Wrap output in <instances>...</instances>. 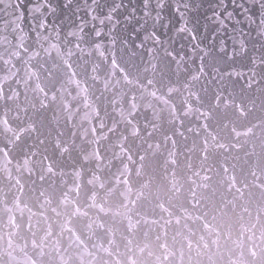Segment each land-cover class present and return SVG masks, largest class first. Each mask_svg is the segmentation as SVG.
Wrapping results in <instances>:
<instances>
[{"label": "water", "instance_id": "water-1", "mask_svg": "<svg viewBox=\"0 0 264 264\" xmlns=\"http://www.w3.org/2000/svg\"><path fill=\"white\" fill-rule=\"evenodd\" d=\"M63 2L0 0V264H264V26Z\"/></svg>", "mask_w": 264, "mask_h": 264}, {"label": "snow or ice", "instance_id": "snow-or-ice-1", "mask_svg": "<svg viewBox=\"0 0 264 264\" xmlns=\"http://www.w3.org/2000/svg\"><path fill=\"white\" fill-rule=\"evenodd\" d=\"M177 4H183L182 18L189 12L190 5L186 0H177ZM232 9L229 10L226 0H218L217 3L210 4L212 10V17L218 21L224 31H227V24L225 21L235 20L236 24L247 23L251 27L254 24L264 26V0H231ZM200 5H196L199 7ZM51 12H55L57 8L63 9L69 13L70 16H78L81 11H85L92 21L99 20V23L104 24L105 21L109 23H118L115 19L120 15H124V20H134L143 29L155 28L158 22L162 21L161 11L165 7V0H64L63 4L52 3L48 5ZM105 9L107 12L105 13ZM177 11H180L177 8ZM143 12L142 16L138 17V13ZM154 13V15H153ZM243 16V20H236V14ZM223 14V19L221 15ZM103 17V18H101ZM81 23L88 20L85 17H79ZM151 22V23H149ZM166 27V25H165ZM180 31L187 32L188 28L182 27ZM154 36V34L152 35Z\"/></svg>", "mask_w": 264, "mask_h": 264}]
</instances>
